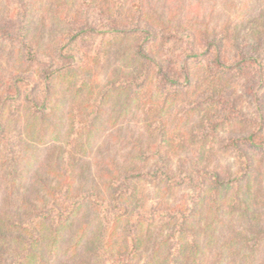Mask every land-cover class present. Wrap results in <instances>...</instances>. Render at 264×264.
I'll return each instance as SVG.
<instances>
[{"label": "rangeland", "instance_id": "rangeland-1", "mask_svg": "<svg viewBox=\"0 0 264 264\" xmlns=\"http://www.w3.org/2000/svg\"><path fill=\"white\" fill-rule=\"evenodd\" d=\"M0 1V7L11 16L26 14L38 22L44 20L46 26L53 25L54 16L61 12L64 16L69 4V0ZM168 1L173 22L182 18L187 23L199 22L198 18L206 15L209 22L204 27L219 29L222 19L232 15L227 8L225 12L228 3L224 0ZM152 2L155 8L164 3ZM97 9L100 15L89 23L95 31L71 43L64 33L54 39L58 29L50 26L44 37L33 31L25 38L22 26L13 17L0 32V114L4 119L0 126L8 128L6 139L0 138V240L7 231L4 238L10 240V250L0 252V264H164L162 259L171 249L173 254L166 257V264H172L175 256V264H184L180 259L182 248L194 250V258L201 261L206 256L213 258L231 238L240 240L236 247L243 244L244 231L254 227L244 218L264 214V157L258 148L264 145V67L253 82L245 81L238 73L225 79L226 86H239V97L231 99L232 106L228 94L226 101L207 104L201 99L209 92H179L185 84L182 62L190 54V47L183 41L180 48L171 51L169 48L175 45L167 41L164 49L150 55L151 88L144 93L134 88L130 99L126 90L120 101L115 93L125 89L127 75L135 66L116 49L108 53L111 42L103 32L116 24ZM140 12L137 5L122 15L134 21ZM147 18L156 22L153 17ZM139 40L138 36L130 40L131 54ZM169 58L174 62L171 67H167ZM237 59L233 53H226L222 67L235 66L233 70L238 71ZM215 67L207 72L204 67L192 65L191 80L206 73L212 75L220 68ZM121 74L122 78L115 81ZM69 82L72 91L67 90ZM243 84L245 90L251 86L256 94L262 90L259 97L246 96L241 91ZM103 87L111 89L104 97L99 96ZM156 97L158 105L152 106ZM145 101L156 109L150 112ZM44 103L50 111L38 122L34 114ZM124 103L128 106L123 107ZM75 114L80 117L78 122L98 116L94 129L72 125ZM149 119L160 122L153 126V135L146 131ZM74 127H78L76 133ZM180 140L186 148L181 147ZM60 141L65 145H60L61 154H55L49 145ZM65 142L81 147L71 150ZM82 146H92L89 156L86 153L82 157ZM207 146L213 153L208 163L200 162L201 166L233 180L234 186L221 199L215 189L203 192L204 183L196 173L201 168L192 163V156ZM166 152L171 153L168 163L160 158ZM247 156L253 159L248 166L245 164L244 171L240 157ZM40 166H47V170ZM136 167L142 170L133 171ZM248 171L253 175L252 182L237 184L240 174ZM127 175L129 180L124 179ZM112 184L122 187L116 190ZM84 197L91 204H85ZM23 200L22 206L36 208L35 213L19 214ZM16 224L24 226L23 234L14 232ZM182 228L186 230L181 232ZM101 229L106 231L102 239L106 238V247L95 260L93 252L100 245ZM251 240L248 246L256 238ZM223 253L225 264H254L256 259H234ZM75 255L79 256L72 260Z\"/></svg>", "mask_w": 264, "mask_h": 264}, {"label": "trees", "instance_id": "trees-1", "mask_svg": "<svg viewBox=\"0 0 264 264\" xmlns=\"http://www.w3.org/2000/svg\"><path fill=\"white\" fill-rule=\"evenodd\" d=\"M65 1L67 2L68 0ZM224 1L228 3V7L224 8L225 12L227 8L229 9L232 15H228L222 19V25L219 29L204 27L207 26V23L209 22L207 20L208 17L206 18V15H204L203 17L200 16L198 18L199 22L194 21L192 23H187V21H185V18H182V20H177L178 22H173L172 18H170L171 11L170 8H168V0H162V2H164L163 5L160 6L161 3H159V7L157 8H155L156 6L152 2V0H93L90 3L81 2L80 0H69V4L66 6V14L63 16V12H61L60 16H54L52 21L54 23L53 25L49 26L54 27V29H58L56 33L57 36H55L54 39H57L58 36L60 37V35L64 33V38L70 39L69 43H71L74 42L82 34L95 31L92 30L89 23L92 17L100 15L97 7L101 9L100 13L104 18L107 19V21L116 24L115 28H111L110 30L103 32L104 36L105 34L109 36L108 40L111 42L108 48V53H113L112 51L116 49V51L122 54V57H127L130 64L135 66L134 71L131 74L127 75V80L129 81V83L126 84L125 89L119 90L117 91V93H115L117 94V97L120 101V98L125 95V93L123 92L126 90L129 91L127 96L130 99L134 94V88L136 90H139L141 93H144L151 88V78L153 77L151 76V74L148 75V73L150 72V62H152L150 55L155 54V52H159V48L164 49V47L167 45L165 42L167 41L175 45L173 46L174 48H169V50L171 51H174L176 47L180 48L182 46V42L185 41L189 44L188 47H190V54H188L182 62L183 64L181 68L183 70V73L181 74V76L184 78L185 84L179 88V92L182 93L183 90L186 94L190 91H197L199 93L203 92L205 95L209 92L207 98L201 99L203 102H207V104H209L210 101L220 99L226 101V95L228 94L230 98H228L227 101H229L232 106L231 99L236 100L239 97V86H237V88L226 86L224 82L225 79L228 76H231L232 74L238 73V76H240L241 78L244 77L245 81L248 80V82H253L259 74V71L264 67V0ZM113 2L117 4H113ZM92 4L97 6L94 7ZM137 5H139L141 12L135 16L134 21H131L129 15H122L124 11L129 12L130 10H132V8H135ZM68 8L71 9V12L67 11ZM106 11L108 13H106ZM185 14L187 15V12H185ZM147 16L150 18L153 17L156 22L151 23ZM12 17L13 19H18V23H20V25L22 26L21 29L24 31L23 35L25 38L27 37V35L29 36L30 33L32 34L33 31L36 32L40 37H44L46 30L49 28V26H46L47 24L44 20L38 22L32 16H26V14L21 17H14L11 16V14L6 10V8L0 7V32L4 30V27L6 26V24H8L7 22L13 20ZM125 19H129L127 22H125L126 24L123 23ZM192 24L196 25L197 27L194 28ZM63 29L65 30L61 32ZM136 36H138L140 40L138 42L136 41L137 44L133 42L134 45L136 44V51L131 54L129 50L133 46H129V42ZM1 47H3L2 43H0V51ZM226 53H233L234 55H236L237 58H239L235 60L237 61L236 66L239 67L238 71L233 70V67L235 66H230L227 68L222 67L223 61H225L224 59ZM212 56L214 58L210 60V57ZM173 63L174 62L169 58L167 62V67H171ZM192 65L197 67H204L207 72L208 70H213L215 66H218L220 68L216 71H212V75L206 73L205 77L198 78L197 80H191L192 76L189 73ZM130 76L133 77V80L132 78L129 79ZM120 78H122V74L117 75L115 81H119ZM71 84L72 82H69L67 84L68 91L73 90ZM75 85L81 87V84ZM114 86H116V83ZM105 87H103L104 89L102 88L101 90H99L101 92L99 96L104 97L105 94L107 95L108 93H110L111 89H107ZM258 87L260 88L259 85ZM114 90L112 92H115ZM241 91L248 97H251L250 95H252V97H256V95L259 97V93L262 90L258 89V94H256L255 90H253L251 86L250 88L248 86L247 90H245V85L243 84L241 86ZM263 92L264 91H262V93ZM115 98L116 97H114V101L117 100H115ZM129 99L127 101H129ZM36 101L37 99L33 100V102ZM157 101L158 98H154L153 102H151L152 106L158 105ZM145 105H147L148 108L151 107L147 101H145ZM126 106H128V104L124 103L123 107ZM220 106H217V109H220ZM155 109L156 108L151 107L149 111L151 112ZM37 110L38 113L37 115L34 114V118L37 116L36 120H39L38 122H41L43 118H46V116H48V112L50 111L46 103L41 104ZM149 115L151 114L147 113V116ZM70 117L71 115H68L67 118L70 120ZM2 118L3 117L0 114L1 125L3 124L4 120ZM73 118H75V121L72 120V125H83V128H86L84 130L91 131L94 129V125L96 120L98 119V116L96 118H92L93 120L86 119L81 122H78V119L80 117L76 116V114ZM148 122L150 123L149 125L147 123L148 126L146 127V131L148 134L153 135L156 132L153 126L156 125V123L160 122L158 119L153 121L149 119ZM69 124L70 122L66 121L67 127L70 126ZM35 126L37 125L33 124V127ZM78 127H74L72 130L76 133ZM232 127L233 126H230L231 130H233L234 128ZM32 130L37 131V128H32ZM7 132L8 128H6V126H0V138L6 139V135L8 134ZM164 139L165 138H163V140ZM201 141L204 142L205 138H203ZM65 143L70 149H76V147H81V144H74V142H69L70 144L68 142ZM179 143L182 148H186L185 142L183 140H180ZM62 144L65 145L63 141H60V143L58 144H53L49 146H53L55 154H61L62 148L60 145ZM82 147V149H85L82 150V152L84 151L82 157H85L87 155L89 156L92 152V146L90 149H87L85 146ZM237 147L243 148V145H238ZM258 148L262 150L260 155L264 157V145L261 147L258 146ZM86 153L88 154L85 155ZM211 153H213V149L210 146H207V148L201 150L197 156H192V163L197 165L195 168H201L199 169V172L196 173L200 174L198 178H200L201 182L204 183L203 192L210 191L212 193L213 189H215L219 192L218 198L221 199L220 196H224V194L226 192H229L234 186L233 180H230L227 177L223 178L222 174L217 170L210 172V170H207V166H201V164H206L209 162V158L212 155ZM170 154V152H166L165 156L161 154L160 158L161 160L163 159L162 162L165 161L166 163H168V160L171 159ZM240 158V163L244 165L247 164V166L251 164L253 159L252 156ZM149 159L150 158L147 157L146 160L148 161ZM201 161H203V163L200 164ZM40 167L44 171L47 170V166ZM190 168L194 169L193 167ZM245 169H247L246 165L244 166V171ZM139 170H142V168L136 167L133 171ZM250 172L251 171H248L247 173L242 172L243 174L241 173V176L236 181L237 184H241L243 180H248L249 183H251L253 175ZM142 173L144 172H141V174ZM180 173H182V171H180ZM228 173H226V175H228ZM130 178L131 177L127 175L124 179L129 180ZM92 186L93 185H91V189ZM112 187L117 190L118 187L122 186H119L118 184H112ZM87 194L88 193H85L84 195ZM84 199L85 197L82 200ZM25 201L26 200H23L22 203L19 205V214L35 213V207L34 210L32 206L29 208H25L22 206ZM84 201L85 204H91V200L89 199H86ZM244 220L249 224H253L254 227H251L249 231H244L245 238L241 239L243 241L245 240L243 244L239 246L237 245L236 247L235 244H238L240 240H238V237L231 238L228 240V243H231V245H228V243L227 245L223 244V246H220L219 248L220 251L217 254H214L213 258L206 256L204 260L201 261H198V258H194L197 256L194 250L190 251L188 250L189 248L185 247L181 249L180 259L183 261L184 264H199L198 262H200V264H225L222 262V259L224 257L223 252H226L225 254L228 253L229 255L234 256V259H236V257H239L245 260L250 256L252 260L256 258L254 264H264V214H249V216H246ZM183 230H186V228H182L181 232ZM15 231H20L23 234L24 226H19L16 224L14 227V232ZM100 234V245L99 247H96V252H93L95 256L97 255V253L99 254V252L104 251L106 247V238L102 240L103 237H105L106 235V231L101 229ZM246 235H248L250 238H247ZM5 236H8V231L1 235L0 252L3 254H6L10 250L8 249V243H10V240L5 239ZM253 237L256 238L255 243L251 246H248V244L252 242L251 239ZM245 250L249 252L245 253ZM172 251V249L170 250V252L169 250L166 251L165 257L162 259L164 264H166V257L171 256L173 254ZM10 253L14 254L15 252L12 251ZM159 254H163L161 250ZM78 256L79 255H75L71 258L73 260ZM97 257L99 258V256H96L95 260L97 259ZM227 261H229V258ZM175 263L176 256L172 264Z\"/></svg>", "mask_w": 264, "mask_h": 264}]
</instances>
